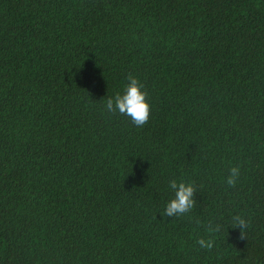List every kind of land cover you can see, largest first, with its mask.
Returning a JSON list of instances; mask_svg holds the SVG:
<instances>
[{
    "label": "trees",
    "instance_id": "trees-1",
    "mask_svg": "<svg viewBox=\"0 0 264 264\" xmlns=\"http://www.w3.org/2000/svg\"><path fill=\"white\" fill-rule=\"evenodd\" d=\"M0 264H264V0H0Z\"/></svg>",
    "mask_w": 264,
    "mask_h": 264
},
{
    "label": "clouds",
    "instance_id": "clouds-1",
    "mask_svg": "<svg viewBox=\"0 0 264 264\" xmlns=\"http://www.w3.org/2000/svg\"><path fill=\"white\" fill-rule=\"evenodd\" d=\"M103 108L108 113L122 114L129 119L132 125L140 126L144 124L149 118L151 105L143 81L136 74L128 73L121 89L104 97ZM239 174V166H231L228 169L225 182L228 185H233L237 182ZM168 187L171 190V195L164 202L160 215L163 217H179L188 213L195 203L193 182L173 177L168 180ZM230 223L233 226H240L242 229L247 226L248 220L244 215L237 213L231 217ZM220 227L217 224L214 230L218 231ZM196 244L201 248H211L213 241L210 238L197 237Z\"/></svg>",
    "mask_w": 264,
    "mask_h": 264
}]
</instances>
